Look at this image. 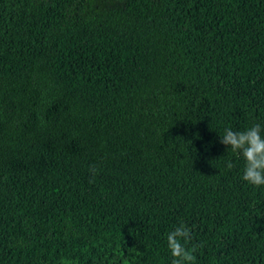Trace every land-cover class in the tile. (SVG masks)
<instances>
[{"label": "trees", "instance_id": "16d2710c", "mask_svg": "<svg viewBox=\"0 0 264 264\" xmlns=\"http://www.w3.org/2000/svg\"><path fill=\"white\" fill-rule=\"evenodd\" d=\"M254 122L264 0H0V264H264Z\"/></svg>", "mask_w": 264, "mask_h": 264}, {"label": "clouds", "instance_id": "9594fccd", "mask_svg": "<svg viewBox=\"0 0 264 264\" xmlns=\"http://www.w3.org/2000/svg\"><path fill=\"white\" fill-rule=\"evenodd\" d=\"M219 137L227 151L243 160L242 181L253 188H264V123L254 122L243 130L226 127ZM191 239L192 230L183 222L167 233L171 264H195V249L187 247Z\"/></svg>", "mask_w": 264, "mask_h": 264}]
</instances>
